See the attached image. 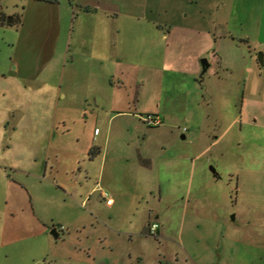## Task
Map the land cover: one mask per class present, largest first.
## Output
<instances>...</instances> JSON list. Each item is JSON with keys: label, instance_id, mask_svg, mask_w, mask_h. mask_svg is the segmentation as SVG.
Returning <instances> with one entry per match:
<instances>
[{"label": "crops", "instance_id": "obj_1", "mask_svg": "<svg viewBox=\"0 0 264 264\" xmlns=\"http://www.w3.org/2000/svg\"><path fill=\"white\" fill-rule=\"evenodd\" d=\"M30 2L32 11L49 8V18L36 27H43L45 43H54L38 72L21 69L25 65L17 61L14 72L0 73V96L9 99H0V254L23 242L42 251L54 227L57 239L86 251L83 238L91 236L94 222L104 215L112 220L128 203L118 189L120 177L132 169L140 176L161 164L179 165L184 154L175 150V139L152 127L163 121L149 124L140 116L167 105L171 76L196 77L200 57L221 53L220 41L230 34L227 0ZM261 94L249 109L256 119L245 120L244 96L236 120L264 129ZM48 102L54 114L38 118ZM106 188L116 195L103 209ZM54 203L64 217L57 226L50 223ZM151 214L137 233H127L147 236ZM32 239L39 242L30 245Z\"/></svg>", "mask_w": 264, "mask_h": 264}, {"label": "rangeland", "instance_id": "obj_2", "mask_svg": "<svg viewBox=\"0 0 264 264\" xmlns=\"http://www.w3.org/2000/svg\"><path fill=\"white\" fill-rule=\"evenodd\" d=\"M30 1L0 0V73L14 72L17 61L25 65L21 69L38 72L54 43L53 38L45 43L43 27H36L49 18V8L39 5L32 11ZM3 15L13 17V24H2ZM226 15L229 38L220 41V57L208 54L209 70L200 76L201 66L196 77L171 76L167 105L140 116L163 121L152 127L175 139V150L184 154L179 165L161 164L140 176L132 169L120 177L118 189L128 203L112 220L104 215L94 222L91 236L83 238L89 250L79 251L72 240L49 235L50 243L40 244L42 251L22 246L24 242L5 247L0 264H264V129L248 122L256 119L250 116L251 100L264 91V64L258 60L264 54V0H227ZM244 96L248 121L241 122L236 118ZM54 111L48 102L36 116L48 118ZM106 191L103 209L116 195ZM53 208L59 209L56 203ZM149 213L151 223L159 224L157 231L151 233L149 227L147 236L131 237L127 232L137 233V225L148 224ZM53 214L51 225L62 224L64 217ZM34 241L39 242L29 244ZM45 250L49 255L42 256ZM39 257L41 262H33Z\"/></svg>", "mask_w": 264, "mask_h": 264}, {"label": "water", "instance_id": "obj_3", "mask_svg": "<svg viewBox=\"0 0 264 264\" xmlns=\"http://www.w3.org/2000/svg\"><path fill=\"white\" fill-rule=\"evenodd\" d=\"M11 21H12V17L11 16L7 17L6 22L10 23ZM258 60L260 61V64H262V65L264 64V54L262 52L259 54ZM201 64H202V74H204L208 70V68L210 67V61L207 57H203L201 59ZM211 170L215 176H217V177L219 176V173L217 172V170L214 166H211ZM51 233L55 239H57L59 237V234H57L58 230L56 227H54V229Z\"/></svg>", "mask_w": 264, "mask_h": 264}, {"label": "built area", "instance_id": "obj_4", "mask_svg": "<svg viewBox=\"0 0 264 264\" xmlns=\"http://www.w3.org/2000/svg\"><path fill=\"white\" fill-rule=\"evenodd\" d=\"M145 120L149 123V124H160L161 120L159 118H156L152 115H148L147 117H145ZM184 130H187L186 128H184ZM100 131L99 128L95 129V132L98 133ZM108 203H111L112 200L108 199L107 200ZM159 228V224L154 222L150 225V231L151 233H155L157 231V229Z\"/></svg>", "mask_w": 264, "mask_h": 264}, {"label": "trees", "instance_id": "obj_5", "mask_svg": "<svg viewBox=\"0 0 264 264\" xmlns=\"http://www.w3.org/2000/svg\"><path fill=\"white\" fill-rule=\"evenodd\" d=\"M6 20H7L6 15H3V18H2V24L7 23ZM14 21H15V19L13 18V20H12L10 23H8V24H13Z\"/></svg>", "mask_w": 264, "mask_h": 264}]
</instances>
